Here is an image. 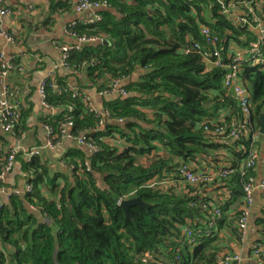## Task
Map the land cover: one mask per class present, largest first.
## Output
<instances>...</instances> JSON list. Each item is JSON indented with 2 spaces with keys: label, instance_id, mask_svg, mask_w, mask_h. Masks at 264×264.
<instances>
[{
  "label": "trees",
  "instance_id": "trees-1",
  "mask_svg": "<svg viewBox=\"0 0 264 264\" xmlns=\"http://www.w3.org/2000/svg\"><path fill=\"white\" fill-rule=\"evenodd\" d=\"M92 1L107 3L102 20L78 21L68 30L101 42L73 50L67 63L73 76L85 75L88 88L103 94L113 92L115 82L130 80L121 86L128 97L118 94L106 104L105 123L91 111L82 88L72 89L56 74L46 79L50 112L42 124L53 130L52 142L58 141L64 124L73 122L71 132L84 133L97 152L87 157L77 150L66 156V173L51 170L42 155L16 156L30 190L0 200V264H219L221 257L235 255L225 253L222 231L242 239L239 222L244 211L239 208L245 206L244 185L255 175L254 170L243 175L241 167L251 136L227 138L241 118L237 101L225 87L228 71L214 67L203 54L218 50L229 63L232 53L247 49L257 37L226 16L219 0ZM246 1L255 8L261 2ZM73 7L60 2L53 12ZM203 27L212 33L210 44ZM10 63V74H20V60ZM5 65L0 60L1 70ZM241 76L252 99L248 128L258 132L264 66L244 63ZM12 100L17 102L13 92ZM29 116L20 105L13 136L25 134ZM3 139L0 190L12 153ZM223 149L231 153L230 164L214 170H232L231 175L200 185L180 179L183 166L200 172L190 165L206 162ZM167 179L176 186H162ZM137 198L151 208L132 206L128 215L122 202ZM256 226L261 234L256 244L264 247V212Z\"/></svg>",
  "mask_w": 264,
  "mask_h": 264
},
{
  "label": "crops",
  "instance_id": "crops-1",
  "mask_svg": "<svg viewBox=\"0 0 264 264\" xmlns=\"http://www.w3.org/2000/svg\"><path fill=\"white\" fill-rule=\"evenodd\" d=\"M60 2H69L74 7L69 12H53L54 7ZM78 2L79 0H10L8 3L12 8V13L4 19L3 29L12 36L17 37L16 43L12 44L5 39H0V60L1 54H4L6 59L18 58L21 62L20 74H9L7 77L3 76V70L0 66V92L6 86L9 87L19 105L30 113L27 130L22 137L13 136L11 133L3 131L0 126V137L4 138L3 145H5L7 152L19 151L21 159H28L30 153L39 151L43 159L50 165L51 170H58L62 173L67 172L64 163L66 156H71L75 151L82 150L87 157H90L93 152L86 147L79 146L73 140L63 141L61 146L56 149L46 147L49 143V134L43 126L42 120L50 111L43 106L38 91L40 83L51 74L64 78L72 89H83L91 106L99 115H104L107 111L106 104L119 96L118 93H114V95L107 97L96 89L88 88L85 75L77 74L73 76L63 65L62 47L77 44L76 39L68 35V28L78 21L91 23L101 21V13L108 11V9L91 10L79 15L74 9ZM111 13L116 15L113 11ZM241 51L243 50L237 52ZM140 74V72L135 74L133 80H138ZM129 82L130 80L124 82L123 86L128 85ZM257 147L260 159L257 168L254 170V175L260 181L264 178L263 136L260 137ZM218 153L212 158H207L206 162L201 160L199 164H191L190 166L198 171H210L230 164L227 160L231 156L230 152L223 149ZM244 164L245 162L241 167ZM4 181L5 187L0 190V200L7 199L13 193L22 195L29 187L18 162H15ZM164 185L171 187L176 186V183L167 179L162 184V186ZM213 194L210 195L214 196ZM244 207L242 206L239 210H244ZM263 212L264 195L256 192L245 237L238 240L236 237L231 236L228 230L222 231L220 234L225 247L228 248L225 253L231 251L235 255H239L242 264H257L253 257V246L261 239L256 221L263 217Z\"/></svg>",
  "mask_w": 264,
  "mask_h": 264
},
{
  "label": "built area",
  "instance_id": "built-area-1",
  "mask_svg": "<svg viewBox=\"0 0 264 264\" xmlns=\"http://www.w3.org/2000/svg\"><path fill=\"white\" fill-rule=\"evenodd\" d=\"M220 4L224 8V14L233 18V20L237 21L244 27H248L250 31H252L257 40L254 41L247 49H244L241 52L232 53L230 57L229 63H225L221 58V52L216 50L214 52H209L203 54L205 60L213 61L212 65L214 67L224 68L226 69L227 75L225 78V87L232 94V96L237 101L240 110V122L239 119L235 120V130H232L228 133L227 138L232 140H240L242 136H251V145L249 149V155L247 160L245 161L244 166L242 167L243 175H246L250 171H253L257 168L260 153L258 151V141L262 136L259 131L255 132L251 127L248 128L247 121L249 120L252 112V99L250 92L243 84L242 79V68L244 63H249L251 66H264V0H261L260 3L257 4V7H254V4L251 1L237 0L230 3L226 6L223 3V0H219ZM107 3H98L92 0H79L78 4L75 7L76 13L79 15H83L91 10H100L107 9ZM11 15V10L7 7L6 0H0V39H5L8 42L14 44L16 43V39L9 33H7L3 29V21L6 17ZM94 23V22H93ZM202 34L206 37L207 43H212L210 39L212 33L209 28L203 27ZM68 35L72 38L76 39L77 44L73 46H63V65L64 67L71 73L72 69L69 67L67 60L69 58L70 52L73 50L79 51L83 46L98 44L101 41L95 37L89 38L86 36H78L68 30ZM190 52V51H189ZM1 60L6 62V70L3 71V76L7 77L12 70V65L10 61L12 59H6L4 54H1ZM55 74H51L49 77L54 76ZM47 77V78H49ZM46 78V79H47ZM46 79L43 80L39 85V94L42 99L43 106L46 109H49L45 99H46ZM123 85V81H117L113 85V92L104 93L103 95L110 97L114 95V93L120 94L123 98H127L128 94L125 90L121 88ZM54 90L59 91L60 88L58 85H54ZM91 106V104H90ZM19 103L14 102L12 100V91L9 87H5L0 92V126L3 131L10 133L14 129V125L19 117ZM91 111L95 112L94 108L91 106ZM96 113V112H95ZM97 114V113H96ZM99 115V114H98ZM104 118V122L108 121L109 112L106 111L104 115H101ZM104 122H102L101 127L104 126ZM74 127L73 122H68L62 126L60 134L58 136V141L53 143L51 138L53 134V130L46 126V130L49 134V143L46 146L47 148L56 149L61 146L63 141L65 140H73L79 146L86 147L90 149L93 153L97 152V148L88 142V138L84 133H80L78 135H74L71 131ZM227 134V132H219ZM19 154V151H13L9 156V159L6 164L5 172L1 175V179L5 180V177L12 170L15 162L16 156ZM41 155V152L35 151L30 153L28 159ZM216 172L215 170H206L200 172H193V170L189 166H183L180 169L181 180L190 185H200L204 183H212L218 177L226 178L227 176L232 174V170H226L225 172ZM30 190V187L28 188ZM244 192L246 196V203L244 207V215L239 222V230L242 234V237H245L248 231L249 225V217L250 210L254 205V195L256 192H260L264 195V178L260 181L257 180L255 176H250L248 181L244 185ZM19 195V193H16ZM217 215H220V212H216ZM188 237H192V232H187ZM253 257L259 264H264V247L259 244H254L253 246ZM148 258V257H147ZM223 258V259H222ZM148 259L145 260L147 262ZM219 264H242V259L239 255H225V257L220 258Z\"/></svg>",
  "mask_w": 264,
  "mask_h": 264
},
{
  "label": "water",
  "instance_id": "water-1",
  "mask_svg": "<svg viewBox=\"0 0 264 264\" xmlns=\"http://www.w3.org/2000/svg\"><path fill=\"white\" fill-rule=\"evenodd\" d=\"M103 44L104 45H109V42L108 41H103ZM163 132L165 133V131H163ZM259 133L264 137V112L260 115ZM121 206L125 209V211L127 212L128 215H130L129 214V209L132 206H141V207H144L146 209L151 208V205H148V204L144 203L142 201V199H140V198H137V199H134V200L124 201V202H122Z\"/></svg>",
  "mask_w": 264,
  "mask_h": 264
}]
</instances>
